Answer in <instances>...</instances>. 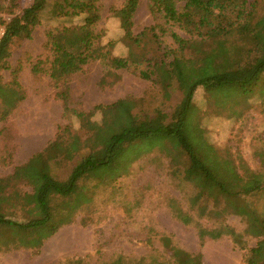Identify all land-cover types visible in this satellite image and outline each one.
<instances>
[{
	"label": "trees",
	"instance_id": "1",
	"mask_svg": "<svg viewBox=\"0 0 264 264\" xmlns=\"http://www.w3.org/2000/svg\"><path fill=\"white\" fill-rule=\"evenodd\" d=\"M21 1L0 0V71L10 69L8 60L16 41L30 40L43 18L57 22L46 30L48 57L33 65L32 74L50 79L58 89L55 98L63 103L64 117L78 121L79 131L72 125L60 128L55 139L23 166L42 179L33 206L26 204L21 190L27 182L16 174L0 178L3 249H41L78 214L90 217L96 192L114 187L119 177L129 174L126 156L134 154L136 161L154 155L151 163H158L168 178L184 183L187 173H192L189 188L178 186L186 205L168 201L173 218L195 226L201 245L206 239L229 237L243 251L241 264H264V155L258 154L262 170L257 172L227 150L209 145L216 172L187 135L189 120L200 125L204 117L194 105L199 88L215 106L230 98L242 105L256 95L264 98V0H149L155 25L137 34L134 18L140 0H126L122 7L110 10L119 22L120 38L107 41L105 31L98 30L103 0H33L28 7H22ZM118 44L125 47L123 56L115 55ZM96 62L105 67L103 85H108V77L117 80L118 71L136 70L159 89L160 105L142 117L136 113L139 103L131 98L99 105L90 113L72 108L70 80ZM19 74L14 70L9 83L0 77V122H6L25 100ZM176 94L179 99L166 114V104ZM117 110L129 117V128L108 134L102 127L86 124L96 113ZM163 115L167 120L162 123L158 119ZM61 170H67L65 177L58 173ZM228 216L239 217L244 230L239 233L227 225ZM204 219L215 220V226L204 227L200 223ZM249 239H257L255 246L247 247ZM162 243L169 261L135 264H203L201 254L172 246L168 238ZM108 264L132 262L119 258Z\"/></svg>",
	"mask_w": 264,
	"mask_h": 264
},
{
	"label": "rangeland",
	"instance_id": "2",
	"mask_svg": "<svg viewBox=\"0 0 264 264\" xmlns=\"http://www.w3.org/2000/svg\"><path fill=\"white\" fill-rule=\"evenodd\" d=\"M33 0H22V7H28ZM149 0H140L134 18L135 33L155 25V19L148 9ZM250 3L255 0H249ZM126 0H103L102 19L98 30L106 33V41L118 40L119 22L111 17L112 8H120ZM7 19V18H6ZM57 22L47 19L37 25L32 38L18 40L8 60L10 69L0 71L3 83H9L14 70L20 71L25 100L12 112L6 122H0V178L11 175L27 182L21 185L25 202L33 206L34 196L41 186V176L23 170V166L52 142L59 129L72 125L79 131V122L64 117L63 103L55 98L58 91L47 76L35 77L32 67L39 60L48 57L44 49L46 30ZM3 30H0V37ZM180 35H183L180 33ZM166 45H172L166 39ZM125 47L118 44L115 55L123 56ZM106 75L105 67L92 63L70 80L71 107L90 113L99 105H110L119 100L131 98L137 101L136 113L141 117L152 113L160 105L161 94L157 87L141 79L133 68L117 72L118 79H107L108 85L101 84ZM179 95L166 104L165 113L176 103ZM196 109L204 114L200 125L193 120L187 124V135L198 148L202 160L216 169L207 151L209 145L227 150L235 158H241L253 171H261L258 154L264 155V98L256 95L242 105L237 99H227L215 106L207 102V93L199 88L194 97ZM162 123L167 116L158 119ZM89 128L102 127L108 134L129 128L132 123L122 111L96 113L86 120ZM82 133V132H81ZM133 155L124 159L129 174L119 177L114 187L98 190L92 202L90 217L80 213L70 225L62 226L55 235L44 241L39 250L5 251V236L0 230V264H108L119 258L138 263L170 260L162 239L168 238L171 245L191 254H201L203 264H241L243 251L231 238L223 237L213 241L206 239L201 245L195 226H186L173 218L168 210V201L175 199L184 206L186 201L178 186L188 187L192 173L186 175L184 183L168 178L166 172L152 164L154 155L133 160ZM62 177L67 170L58 172ZM181 183V184H180ZM189 190V189H188ZM190 192V191H188ZM264 203V201H263ZM19 216V213H16ZM16 219H19L18 217ZM90 224L83 225V221ZM204 227H214L215 220H200ZM226 224L237 232L244 230V224L236 216H228ZM257 239H249L247 247H253Z\"/></svg>",
	"mask_w": 264,
	"mask_h": 264
}]
</instances>
